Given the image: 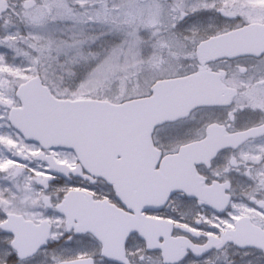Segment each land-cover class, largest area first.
I'll list each match as a JSON object with an SVG mask.
<instances>
[{
  "label": "snow or ice",
  "instance_id": "obj_1",
  "mask_svg": "<svg viewBox=\"0 0 264 264\" xmlns=\"http://www.w3.org/2000/svg\"><path fill=\"white\" fill-rule=\"evenodd\" d=\"M0 264H264V0H0Z\"/></svg>",
  "mask_w": 264,
  "mask_h": 264
}]
</instances>
